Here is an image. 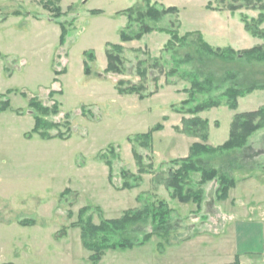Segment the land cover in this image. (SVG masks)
Listing matches in <instances>:
<instances>
[{"label":"rangeland","instance_id":"rangeland-1","mask_svg":"<svg viewBox=\"0 0 264 264\" xmlns=\"http://www.w3.org/2000/svg\"><path fill=\"white\" fill-rule=\"evenodd\" d=\"M47 1H53V7L60 9L59 18H54V13L42 7ZM151 3L178 10L177 15H168L152 26L165 30L176 24L179 37L192 35L186 46L166 51L169 37L158 32L145 35L138 42H119V31L125 26L126 18L117 13L134 6L144 9L142 0H0V95L13 91L8 95L11 109L24 112L27 104L19 92L37 97L45 105L57 102L61 114L53 120L61 123L67 121L70 136L67 141L52 142H41L36 138L38 144L30 143L27 146L22 134L28 130L29 124L33 125L32 117L28 116L29 123L27 115L16 120L10 111L0 114V193L4 198L10 195L8 206L13 210L7 219L10 221L14 216L17 219L36 220L37 224H41L42 220L37 213L35 215L30 204L32 201L37 204L52 201L57 209L53 211L48 227L53 229L56 239L67 235V239L49 241L47 230L44 237L32 240L28 236L34 231L38 232V229L18 232L17 227L6 230L5 226H0V264H89V254L79 240V229L69 228L75 223L78 211L86 206L100 207L103 218L118 219L126 210L141 208V203L136 201L141 194L162 199L173 210L168 227L171 229L169 243H179L166 246L164 242V250L159 251L157 245L160 239L153 237L145 245L132 250L105 252L100 264H178L176 259L181 254H193L194 261H181L180 264H198V252L208 251L212 253L211 257H216L221 249L218 247L210 251L211 245H185L187 239L199 235L214 239V236L224 232L225 235L230 233L229 238L234 239L235 221L246 222L243 215L246 208H237L236 211L237 218L244 219L229 220L233 217L230 212L234 211L235 200L231 204L215 201L216 181L200 187L197 185L199 175L191 176L187 189L202 188L204 192L199 212L192 203L184 205L171 200L164 181L173 167L171 162L187 157L192 144L213 148L222 145L228 138L235 114L254 112L264 106V89H257L237 99L236 111H230L222 104L196 116L207 122V141L180 133L183 130V117L174 113L173 109H178L179 104L189 98L187 91L191 87V75L200 81L211 77L213 88H218L209 94L194 95L192 106L209 98H217L231 86H264V63H248L243 59L219 62L198 50L195 33H201L207 45L220 48H238L232 43L235 40L242 43L241 49L244 50L257 46L264 49V40L249 34L242 39L238 29L231 28L230 13L223 10V13L229 14L210 15L205 9L204 0H151ZM92 11H99L100 14L92 15ZM241 15L248 21L255 20L258 12L241 9L233 17L239 20ZM238 20L235 25L242 28ZM58 22L63 23L68 32L63 48H58ZM228 25L229 28L226 27ZM260 29L264 31V23ZM209 35H213L212 38ZM107 44L119 45L123 49L124 68L121 75L104 73V49ZM89 51L94 53L96 61L90 76L85 77L82 53ZM186 55L194 58L192 62L177 65V61H182ZM138 63L147 72V92L155 91L152 80L157 79L156 94L143 101L136 96H119L115 91V84L119 81L140 84L136 75ZM154 63L157 64L152 67ZM175 67L178 69L176 74L168 75ZM63 69L66 70L65 75L53 76V70L60 72ZM228 74L231 77H227ZM53 79L57 83L53 84ZM50 91L60 92V95L49 99ZM184 118L190 119V116ZM156 125L162 126V129L153 134L150 150L139 151L145 162L153 165V173L143 175L138 188L119 190L123 182L120 172H137L127 137L146 133ZM65 129L60 127L59 131L65 135ZM110 145L116 147L120 159L114 163L111 185L107 180L106 167L95 159ZM25 157L32 159L27 167L21 166ZM203 158V161H197L198 165L207 170L215 169L239 183L231 192V200L238 201L236 205L241 200L256 205L260 202L263 196L261 183L256 184L260 188L258 195L251 194L240 183L242 179L252 176L264 178V128L252 134L240 150ZM25 178L29 179L30 187L21 185ZM64 189L76 190L78 194L71 192L59 198L57 195ZM109 189L116 194H111ZM26 192L31 195L26 196ZM19 204L22 210H17ZM252 208L248 207V211ZM249 215L251 221L264 220V204L259 212L255 209ZM99 219L94 213L95 225ZM62 229L66 230L64 235H61ZM152 231L157 230L144 225L136 229L131 237L140 239L143 233ZM233 242L236 246L239 241Z\"/></svg>","mask_w":264,"mask_h":264},{"label":"trees","instance_id":"trees-1","mask_svg":"<svg viewBox=\"0 0 264 264\" xmlns=\"http://www.w3.org/2000/svg\"><path fill=\"white\" fill-rule=\"evenodd\" d=\"M205 9L210 12H223L227 10L231 15L235 14L241 9L257 11L258 16L255 20H247L245 16H240L239 20L243 25L244 31L253 38L264 40V31L260 26L264 23V0H204ZM144 9L140 6L123 10L117 15L126 18V24L119 31V42L121 44L138 42L145 35L154 32L164 33L169 37V41L165 45L166 51H172L175 47H182L187 45L190 34L183 37L178 36L177 25L173 24L169 29L160 30L152 26L161 21L168 15H177L178 10L173 7L164 8L151 0H142ZM45 10L54 13V18L60 17V9L53 7V1H47L42 6ZM92 15H99V11L90 12ZM60 35L58 40V48L65 46V39L67 38V30L63 23H57ZM195 44L198 50L203 51L207 56L216 59L219 62H233L236 59H243L248 63H264V49L257 46L248 50L234 52L230 48L213 49L207 45L200 34L195 33ZM123 49L119 45L107 44L104 49L106 59V67L104 73L106 75H121L123 72ZM3 58V57H2ZM194 58L186 55L181 61H177V65L188 64ZM94 53H82V68L83 75L89 77L92 70V65L95 63ZM157 63L152 65L155 66ZM177 67L171 70L168 75L174 76L177 72ZM66 70L58 72L53 70L54 76L64 75ZM194 74V73H192ZM136 75L140 79V84H131L127 81H119L115 84V91L119 96H136L138 100L143 101L153 97L157 92V79L152 81L155 85V91L147 92L145 87V80L147 79V72L138 63L136 68ZM187 75V74H186ZM190 75V74H188ZM187 75V76H188ZM191 80V87L187 91L189 98L181 102L178 109H173V112L181 115L183 130L180 132L192 137H198L202 141H207V122L202 121L196 116L201 112L217 108L222 104L230 111H236L237 99L246 96L257 89H264V86H249L245 88H237L231 86L225 91L221 92L217 98H209L195 106H192L194 95L209 94L213 90V79L208 77L202 81L198 80L194 75ZM227 77H231L230 74ZM56 83V80L53 81ZM13 91H7L5 94L0 95V113L11 110L8 95ZM60 95V92L50 91L48 98L52 99L54 96ZM19 96L26 101V110L30 112L33 119V128L25 135L26 139L36 136L40 140H54L67 141L70 136L68 135L69 128L67 121L54 122V118L58 117L60 112L59 104L55 101L51 105H45L39 98L28 96L25 92H19ZM220 98L225 99L224 102ZM173 107V106H172ZM83 111V108H82ZM17 114L20 112L17 110ZM184 116H190V119H185ZM67 119V117H66ZM60 127H65V135L59 131ZM264 128V106L254 112L235 114L232 118L229 127L227 140L220 146L213 148L207 145L194 143L188 150L187 157L172 161L173 167L167 172V179L164 181L165 189L169 194L171 200H176L180 204H194L199 212L203 200V190L198 188L196 190H188L187 185L191 182V176L199 175L198 186L212 181L217 182V189L215 191V200L225 201L231 189L235 188L237 181L226 174H219L217 170H207L205 167L197 164L198 160L203 161L204 158L213 155H222L236 150L242 149L248 138L255 132ZM162 126L156 125L146 133L135 134L127 137L126 142L131 147V154L136 166V174L121 171L120 176L123 180L119 190L131 191L138 188L142 183V176L153 173V165L146 163L139 151L150 150L153 134L159 132ZM67 134V135H66ZM95 159L103 164L108 171V182L112 184V176L114 171V163L119 161V154L114 145H110L103 152L99 153ZM244 180V179H242ZM71 192L65 190L61 198L69 195ZM136 201L141 203V208L126 210L118 219H104L102 211L98 207L86 206L81 208L77 213L75 223L71 224L69 228H77L80 232V242L82 247L88 252L89 264H99L107 251L114 250H132L141 247L150 241L151 238L156 237L160 239L157 245L159 251L164 250V242L166 246H171L179 242L169 243V236L171 229H169V222L173 214L167 203L162 199H157L155 196L149 197L148 195L141 194L137 196ZM99 216V223H93V214ZM21 226H33V221H21ZM148 225L157 231L143 233L141 238L131 237L132 233L140 227ZM61 235L66 232L65 229L60 230ZM63 233V234H62ZM189 240V239H187ZM232 264H240L237 259Z\"/></svg>","mask_w":264,"mask_h":264},{"label":"crops","instance_id":"crops-1","mask_svg":"<svg viewBox=\"0 0 264 264\" xmlns=\"http://www.w3.org/2000/svg\"><path fill=\"white\" fill-rule=\"evenodd\" d=\"M208 12L210 13V15H213V16L220 15V14H229V13H225V12L224 13L223 12H210V11H208ZM229 16H230L229 22H232L231 28L238 29L237 31L239 32L241 38L242 39L246 38L245 34H247V33L244 31L242 23L238 20V18H234L233 15L230 14ZM237 20L241 23L242 28H239L237 25H235V22ZM226 27L229 28V25ZM200 35L202 36L201 33H200ZM212 36L213 35H209L210 38H212ZM232 43L234 46L238 47V48H232L229 46L228 48L232 49L233 51L244 50V49H241L242 43H237L235 40ZM209 46L211 48H214V49H217V48L218 49H225V48H220L219 46H211V45H209ZM3 72H4V68H3ZM53 76H54V74H53ZM54 80H56V79H53V81ZM53 81H52V83L55 84ZM56 83H57V80H56ZM9 111L11 113H13V115H15L16 120H21L25 117V115H27L26 118L29 120V123H30L29 117L31 116V114H30V112L26 111V109H25V112L18 109L20 114L16 113L17 110H12V109L8 110L6 112H2L0 114L7 113ZM32 121H33V119H32ZM32 128H33V125L31 126L29 124L28 130L24 131V133L22 134V138L25 140V143L27 146L30 145V143L38 142V141H36L37 140L36 136H33L30 139L25 138V135L30 133ZM54 140H58V139H54ZM54 140H47V141L40 140V141L41 142H52ZM36 144H38V143H36ZM13 159H15V158H13ZM23 160L25 162H24V164H21V166L27 167L31 163L32 159L30 157H25ZM18 162L20 163L21 161H18ZM107 180H108V171H107ZM258 183H261V189H262L261 194H263V196L261 197L260 202H258L257 205L254 202H249L248 200H241V201H239V205H236L238 203L237 199L231 200V192L235 191V189L237 188L239 183L235 186V188H233L229 191L228 197L225 201H220L223 203L229 202L228 204H231L232 201L235 200L236 204L234 203V205H235L233 208L234 211H233V213L230 212L231 214H233V215H231L233 217L231 219H229V217H228L229 220L235 221V219H244L241 217L237 218L238 216L236 215L237 214L236 211H237V208L238 209L239 208L240 209L246 208V214H243L246 216V220H245L246 222L235 221V223H234L235 224L234 229H235V234H236V237L234 239L229 238L230 233H229V235L228 234L225 235V232H224L220 236L219 235L214 236L213 237L214 239H212L206 235H199V236L192 237L189 240L184 242L185 245L195 244L194 246H197V247L198 246L200 247L201 245L202 246H207V245L210 246L211 245L212 248L210 247L211 248L210 251L215 250L213 248H218V247L221 249V251L217 254L216 257H211L212 253L208 252V251L206 253L198 252L199 259L196 258V262L199 260L198 264H232L235 259H237L240 264H264V220L259 219V220H256L254 222V221L250 220V215H249V213L255 211V209H258V212H259L261 206L264 204V201H263V199H264V178L260 177L258 179L256 176H252V177H249L247 179H244L243 182H241L240 184H243L244 186H246V189L248 191H250L251 194L258 195V193L260 191L259 186L256 185ZM21 185L25 186L26 188L30 187L29 179L25 178V181H23L21 183ZM48 190L49 189H47V191ZM65 190H69L72 193L76 192L78 194V191H76V190L64 189L57 196L59 198H61V195ZM109 192L112 194L114 191L109 189ZM245 192L247 194V191H245ZM114 193L116 194V192H114ZM25 195L29 196V195H31V193L26 192ZM9 197H10V195L7 198H4V195L0 193V221L3 224L6 223L5 225L0 223V226H5L6 230H8L11 227L12 228L17 227L18 232H20V231L25 232L26 230H29V229H34V230L38 229L39 230L38 232L34 231V233L30 234L31 236H28L29 239L31 238L32 240H37L38 238L44 237L43 235H45L47 230L49 231V236H48L49 241L54 240V239L57 241L61 240V239L62 240L67 239V235L65 236V238H61V239L54 238L53 229L51 227H48V225H50L49 222H50V218L52 217V213L55 209H57V207H55L56 203H54L52 201L51 202L49 201L50 204L48 202H46V203L43 202L41 204H37L36 201L31 202L30 206L34 210L35 215L37 213L39 219L42 220L41 224H37L36 220L17 219L14 216H12L13 218L9 221L7 219V215L11 214L13 211L11 209V207L8 206V202H10ZM30 198H32V197H30ZM220 202H218V203H220ZM21 203H23V202H20V204ZM20 204L16 206L17 210H22V209H20ZM251 206L254 208H252L251 211H248V207H251ZM22 207H26V205H23ZM245 216H243V217H245ZM21 221H33L34 225L33 226H21V225H19V222H21ZM39 226H41V227L38 228ZM223 228L225 229L224 226H223ZM71 229H76V228H71ZM232 229H233V227H232ZM25 240H27V239H25ZM79 240H80V238H79ZM234 240H236L237 242L239 241L236 246H234V242H233ZM24 242H26V241H24ZM222 253H224V254H222ZM192 257H193V254H189V255L181 254L180 257H178L176 260H178V264L182 263L181 261H186V260L187 261L189 260V263H190V262L194 261V259H192ZM223 259H226V260H223ZM101 262H102V260L100 261V263ZM195 264H197V263H195Z\"/></svg>","mask_w":264,"mask_h":264}]
</instances>
